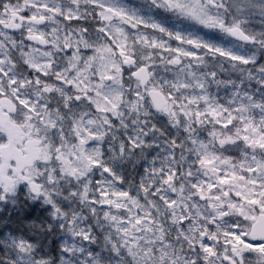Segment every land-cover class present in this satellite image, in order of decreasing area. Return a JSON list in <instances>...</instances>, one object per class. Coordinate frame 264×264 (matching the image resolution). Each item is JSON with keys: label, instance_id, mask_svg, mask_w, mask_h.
I'll return each instance as SVG.
<instances>
[{"label": "snow or ice", "instance_id": "6c2138e0", "mask_svg": "<svg viewBox=\"0 0 264 264\" xmlns=\"http://www.w3.org/2000/svg\"><path fill=\"white\" fill-rule=\"evenodd\" d=\"M0 264H264V0H0Z\"/></svg>", "mask_w": 264, "mask_h": 264}]
</instances>
